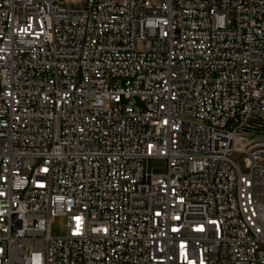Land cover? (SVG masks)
<instances>
[{
    "label": "built area",
    "instance_id": "obj_1",
    "mask_svg": "<svg viewBox=\"0 0 264 264\" xmlns=\"http://www.w3.org/2000/svg\"><path fill=\"white\" fill-rule=\"evenodd\" d=\"M263 112L264 0H0V264H264Z\"/></svg>",
    "mask_w": 264,
    "mask_h": 264
},
{
    "label": "rangeland",
    "instance_id": "obj_2",
    "mask_svg": "<svg viewBox=\"0 0 264 264\" xmlns=\"http://www.w3.org/2000/svg\"><path fill=\"white\" fill-rule=\"evenodd\" d=\"M229 18L233 20V14L231 13L229 15ZM262 121L259 123L260 124V131H263L264 134V112L260 114ZM237 162L239 164V167L241 170L245 171V166H244V155L240 154L237 157ZM147 168L148 169H156V170H161V168L164 166V164L160 161H150L147 162ZM65 232V221L62 216H55L51 219V228H50V233L52 236H59L62 235Z\"/></svg>",
    "mask_w": 264,
    "mask_h": 264
}]
</instances>
